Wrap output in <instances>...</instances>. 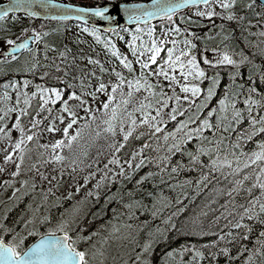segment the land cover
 <instances>
[{
	"label": "trees",
	"instance_id": "1",
	"mask_svg": "<svg viewBox=\"0 0 264 264\" xmlns=\"http://www.w3.org/2000/svg\"><path fill=\"white\" fill-rule=\"evenodd\" d=\"M73 1L101 5L123 0ZM243 1L246 0H238L240 11ZM257 7L259 9L252 8L249 13L252 16L243 9L246 14L241 11V15L235 18H227L220 13L208 17L193 16L190 10H183L175 18L172 15L171 22L167 16L148 25L140 24V30L136 25L97 30L99 37L85 31L81 23L72 24L76 27L71 29L62 27L60 32L52 28L51 32H57L54 36L49 30L45 31L46 28L37 30L43 45L35 50L33 56L43 61L36 63L37 67L31 71L18 70L23 68L19 64L5 65L0 71V128L8 129L9 125L16 123L17 115L20 116V126L34 117H41V121L32 128V138L22 147L23 156L16 160L7 179L0 182V235L11 238V231L6 232L5 228L25 233L24 244L27 246L36 240L39 233L47 232L49 227H56L66 220L69 236L78 248L87 250L90 264H264V255H261L264 252V235H261L264 213L257 212L255 217L241 215L253 197H258L261 192L259 184H254L258 179L254 173L259 171L264 160L245 165L239 172L232 170L237 163H244L246 153L258 147L257 140H264V131L257 132L250 139L243 138L251 126L248 116L259 121L260 115L264 114L261 95L264 93V34L260 32L264 18H258L263 16L264 7L259 3ZM251 18L257 19L253 21ZM148 27L153 29L151 35L144 31ZM176 27L181 31L176 32ZM164 29H173L170 32L180 41L175 47L180 50L185 47V37L192 41L190 51L205 69L204 77L193 75L185 80L179 69L169 68L168 71L176 73L180 83L199 84L201 91L198 95H193L190 90L184 91L180 83L167 79L165 75L153 74L157 65L164 67L160 59L167 55L168 47H173L171 40H164L165 45L160 48L157 59L147 69H142L136 62V57L146 59L150 53H142L139 47L134 53L128 41L135 39L139 46L143 39L150 47L151 40L157 39ZM107 45H115L132 61V68L122 64ZM211 46L227 51L240 63L224 61L209 64L202 53ZM141 71L152 89L132 84L129 94L130 79H140L141 84L145 83L140 77ZM117 73L122 75L118 77ZM216 76L218 79L213 85L212 95L205 99L212 83L208 78ZM24 77L30 81L28 85L23 84ZM13 79L21 87L5 88L4 82ZM121 80L124 82L119 83ZM114 82L118 87L112 90ZM98 83L105 84L104 90L96 88ZM38 84L61 90V99L53 103L51 110L47 109V102L43 108L40 107L42 101L38 92L29 97L27 106L22 95L20 103H16L17 91L35 92ZM225 85H228L227 89ZM250 87L253 89L251 92L248 91ZM94 90L95 95H92ZM5 91L9 93L6 100L2 98ZM71 91H76L77 96H69ZM226 92L229 96L239 93L236 104L229 105V109H243V119L229 122L221 118L218 124V101ZM109 94L113 100L105 108L103 101L108 100ZM88 95L94 99V105L85 104L84 98ZM249 95L261 101L259 105L251 104L250 111L243 104V99ZM65 101L73 112L72 117L76 116L78 125L69 135L72 139L51 154L46 149L50 144L45 145L40 140L42 128L36 130V127L48 125L61 114L68 115L60 108ZM113 103L118 107L112 121L113 130L109 131L108 118L112 116ZM4 108L10 110L4 112ZM21 108L25 109L23 113L16 111ZM143 112L149 114L148 120L140 124L138 121L145 119ZM133 116L137 122L125 139L120 126L123 124L127 130ZM205 118L212 127H203L191 140L183 138L189 134L188 129L200 127V121ZM181 121L184 127L177 129ZM232 124L236 126L232 127ZM174 129L175 137L172 135ZM165 132L169 133L166 138ZM177 138H182V143L169 149V145L176 144ZM121 140H124L123 145L119 143ZM146 141L147 145L142 148ZM198 144L212 145V148L192 162L189 152L194 154ZM217 151L221 157L225 152L229 158L234 154L240 155L241 160L233 159L232 165H218L214 171L208 161L216 156ZM57 153L62 159L53 158ZM141 156L146 158L145 161H140ZM113 158L123 164V172L115 171L106 180L107 171L112 172L119 164ZM132 158L140 162L139 166L137 161L133 168H127L125 163ZM173 165H178L176 170H173ZM13 172L16 175L13 176ZM203 173L207 175L197 184ZM85 177L88 181L95 178L96 182L91 186L86 182L78 185ZM237 179L243 183L236 184ZM12 183L15 194L6 198L8 184ZM234 185L237 190L229 193ZM250 185L253 186L251 191ZM259 203L257 199V207ZM26 220L29 221L27 225ZM220 233H224L223 239H219ZM145 240H150L151 245L142 252ZM213 240L216 244L210 243ZM193 246L204 255L196 256ZM223 248H228V252H223ZM249 250L252 251L250 258Z\"/></svg>",
	"mask_w": 264,
	"mask_h": 264
},
{
	"label": "snow or ice",
	"instance_id": "2",
	"mask_svg": "<svg viewBox=\"0 0 264 264\" xmlns=\"http://www.w3.org/2000/svg\"><path fill=\"white\" fill-rule=\"evenodd\" d=\"M216 2L220 5L223 9H228L232 5L236 3V0H216ZM19 3V0H14L11 4H5L4 10L0 11V19H4L6 16V13L9 11H13L17 4ZM182 3H203L206 7V10L201 11L200 14L203 16H212L214 13L212 11V8L209 4V0H180V2H174V3H168V2H161V0H151V3L149 5H145L143 3H121L119 5L120 8L123 9H136L138 11H132L130 14H128L127 18L129 20H136V28L137 30H140V24L139 21L141 19H148L154 15L159 16H165L167 15L169 18V21L171 22L172 14L173 12L181 7ZM249 5H251L252 0H248ZM67 7H73L72 5H68ZM148 8V11H144L145 8ZM264 7V5H262ZM31 8V4L28 5V9ZM26 9V10H28ZM84 11H91L94 12L97 16H102L106 12V8L104 7H96L91 9H84ZM33 15H40L38 12L31 13ZM223 14V13H221ZM227 15L229 17L235 18L234 14L232 12H228ZM259 15V13H257ZM106 19L111 20V16H107ZM251 23V21H250ZM28 29L22 30V32H27ZM85 31H91L94 36L99 37L100 33L97 31L95 25L89 29L85 27ZM144 31H147L149 35L152 34L153 29L151 27H148L147 29H144ZM169 31H173V29H169ZM176 32L181 31L178 27L175 28ZM31 33H33L32 36H28L26 39L20 40L19 43H16V41L11 37H6L5 43L6 45H13V47H7V50L3 53V56H0V60H3L4 57H8L9 59H14L15 57L10 56V53H13L16 51L17 48L22 49H29V41L35 40L39 41L41 38V34L37 32L35 28L31 29ZM180 43L179 40H172L173 47L167 48V55L160 59V64L164 65L163 68L160 67V65L156 66V71L153 73L154 75H165L167 79L172 80L174 82L180 83L177 74L171 71H168L169 68L172 69H179L180 73L183 75V78L187 80L190 76H195L196 78H203L205 75V69L202 68L196 57L192 54L190 51V48L192 47V41L188 39L187 37L184 38V44L185 47L183 50H180L176 48L175 46ZM128 44L131 46L132 51L135 53L139 47V50L143 52L150 53V56L146 59H141L140 57H136V62L141 65L142 69H147L149 64H151L153 61L157 59L158 53L160 52V48L165 45L164 40H157L152 39L151 40V46L143 41L141 39V43L139 46H137L135 39H130L128 41ZM111 49L113 53H115L116 56L120 58V62L124 64L127 68H132V61L128 60L124 55H122L115 47V45H107ZM29 51H33V49H29ZM61 55H64L63 52L60 53ZM218 55L221 57L220 61L217 60H211L209 61L207 57H204V60L208 62L209 64H216V63H222L224 61H227L231 64H239L240 61L234 60L230 54L227 51L219 52ZM92 58L89 57V60ZM37 67L36 63H32L31 65L27 66L24 70L25 71H31L32 69H35ZM115 71V69H113ZM45 75V74H42ZM122 73H117V76H121ZM140 77L144 79L145 83L141 84L140 79L135 80H129V94H131L132 90V84H135L137 87H146L148 90L152 89V85L150 82L147 81V78L144 76V72H140ZM212 83H210L209 88L207 90V96H205V99H207L209 96L212 95L213 91V85L215 84L216 80L218 79V76L216 77H209L208 78ZM264 79V77H262ZM124 81H119V83H123ZM30 81L24 77L23 78V84L28 85ZM5 88L11 87V88H19L21 85L18 84V82L13 79L11 82L5 81L4 82ZM83 87V84L81 85ZM118 84L112 83L111 88L112 90L117 89ZM96 88L100 90H104L105 84L104 83H98L96 85ZM180 88L184 91H191L193 95H198L201 91L199 84L197 83H180ZM225 88H228V85H225ZM249 92L253 91V89L250 87L248 89ZM37 92L40 93V100L42 103L40 104V107L43 108L45 106V103L47 101H51L55 103L57 100L61 99V90L57 87H44L42 85H36V91L35 92H16V103H20V97L21 95L24 97L23 103L25 106L29 104V97L37 95ZM52 93V95H44L45 93ZM92 95H95V90L91 93ZM71 97H76L77 92L71 91L68 93ZM262 98H264V93L261 94ZM9 96V93L5 91L3 93V99H7ZM235 97V98H233ZM179 99V98H178ZM183 99H187V97H183ZM237 99H239V93L234 92L231 96L227 94V92L220 97L218 103H219V113L220 115L217 116V123L219 124L221 122V118L225 121H232V120H240L243 119L242 112L243 109L232 107L229 109V105H235ZM113 100V96L109 94L108 100L103 101L104 107L107 108L109 106V101ZM126 100V98H125ZM202 102V101H201ZM261 103L260 100L253 99L251 95L247 96L243 99V104L248 107V110L250 111V105L251 104H257L259 105ZM86 106V105H84ZM118 104L113 103L111 104L112 108V116L108 118V130H113V124L112 121L114 120L116 116V110H117ZM60 108L67 111L68 116L72 117L73 112L69 109V106L67 104V101L65 103H62L60 105ZM10 108H4V112H8ZM17 112L23 113L25 109H17ZM145 117L144 120L138 121L140 124H144L148 120V113L143 112L142 113ZM209 115L212 114L211 111L208 113ZM60 120H64V116L59 117ZM20 116L17 115L16 117V123L12 125L13 128L20 127L19 125ZM248 120L251 121V126L247 128L246 134L244 135V139H250L252 136H254L257 132L264 131V114H261L259 117V121H257L254 117L251 115L248 116ZM136 118L133 116L128 122L127 130L124 129L123 124L120 126V131L122 132L125 139L129 137V135L133 131L134 124L136 123ZM259 124V127H256V125ZM32 125H30L31 127ZM232 127H235V124L231 125ZM2 127V125H0ZM150 127H155L154 125H150ZM177 129L184 127V122L181 121L179 124H177ZM203 127H212V125L208 122V119L205 118L200 121V127H197L195 129H188L187 132L189 134H186L183 138H186L188 140H191L193 136L199 135L201 129ZM48 128L55 132L56 129L53 127L52 124L48 125ZM64 131L67 132L68 128L67 126L64 128ZM79 131V130H78ZM21 137L18 138L15 141V147L20 149L19 155L23 156V148L21 146V141H27L32 138V133L28 132L27 135H24V129L20 127ZM176 130L174 129L172 132V135L175 137ZM169 135V133L165 132L164 136L165 138ZM67 139L70 141L72 139V136H68ZM62 143L61 139H57L54 141V143L51 145L53 149H55L57 146H59ZM121 145L124 144V140H121L119 142ZM182 143V138H177L175 145H169V149L173 147H178ZM235 144V141H233ZM147 145V141L145 142V145ZM256 147L252 152L246 153V159L244 160V163H237L233 167V172H239L241 168L245 167V165L252 164L254 161L257 160H264V140H257L256 141ZM212 145H208L207 147L197 145L195 149V153L189 152V155L191 156V161L196 162L200 154L202 152H205L208 149H211ZM132 155L135 156L136 152L133 151ZM13 156V153L11 151L7 152V154L4 156V160L7 161ZM54 159H62V157L57 153L53 156ZM114 162L119 163V161L115 158ZM145 157L141 156L140 161H145ZM165 160H167V157H164ZM235 159L236 161L241 160L240 155H233L231 158H229V155L227 152L223 154V157H221V154L219 151H217L216 156L212 157L208 161V165L213 168V170H217V166H223V165H232V160ZM128 164H131L132 161H127ZM139 161L137 162V166H139ZM202 163V161H201ZM19 166V161H17V170ZM178 165H173V170H176ZM191 167V164L188 165ZM121 172H123V169H121ZM255 176L258 178L256 181H254V184H259V187L261 189V192L258 194V197H253L252 201L249 202V206L247 208L243 209V214H251V216L255 217L257 215V212L264 213V163L260 164L259 171L254 173ZM12 175H16L15 172L12 173ZM207 175V173H203L200 176V179L197 181V184L200 183L204 179V177ZM245 177L248 176V173H244ZM144 177H141L143 179ZM88 177H85V182H87ZM101 180L104 179L103 176L100 178ZM243 182L239 179H237L236 184H242ZM252 185L249 186V191L252 189ZM79 188V186H77ZM237 189L235 185L233 188H230L228 191L229 193L235 192ZM257 199L260 200V203L258 207L256 206ZM227 203V202H226ZM155 215V213H153ZM31 219V218H29ZM41 219H44L42 217ZM167 219V218H166ZM215 219V218H214ZM29 221H25V224L27 225ZM67 221L62 220L56 227H49L47 232L39 233V238L36 239L32 244H29L25 246L24 244V236L25 233H17L14 230H9L7 228L4 229V231L8 232L11 231V238H5L3 235H0V264H90V261L88 259V252L85 249H80L77 247L75 240L69 236V231L67 230ZM52 233H55V235H51ZM202 234V233H201ZM231 235V234H229ZM261 235H264V229L261 230ZM82 239H86V237H81ZM224 238V233H220L219 239ZM211 244H216V241L213 240L210 242ZM151 245L150 240H145L143 247L141 248V251H145L148 249ZM193 252L196 256H203L204 253L197 249L195 246H193ZM181 252L184 251V249H180ZM223 252H228V248H223ZM257 252H260V249H256ZM169 255H171V252H169ZM211 255V253H209ZM261 255H264V252L261 253ZM252 256V251L249 250V258ZM139 259V257H138ZM147 264V262H146Z\"/></svg>",
	"mask_w": 264,
	"mask_h": 264
},
{
	"label": "rangeland",
	"instance_id": "3",
	"mask_svg": "<svg viewBox=\"0 0 264 264\" xmlns=\"http://www.w3.org/2000/svg\"><path fill=\"white\" fill-rule=\"evenodd\" d=\"M258 3L261 4V5H264L258 1H254L252 0V3L251 5H249L248 3V0L246 1H243V9H247V12L248 14L252 11V8H257L259 9L258 6ZM211 8H212V11H213V15L217 14V13H223V15L227 18H231L227 15V13L230 11L234 14V16H238V15H241V11L242 13L244 12L246 14V11L243 10L241 8V11L239 10L238 8V0H236V3L234 5H232L230 8L228 9H223L220 7V5L216 2V0L212 1L209 3ZM230 4H231V0H230ZM206 10V7L205 5H199V6H196L191 12L190 14L193 15V16H203L200 14L201 11H204ZM249 16H252V13L251 15L249 14ZM203 17H208V16H203ZM258 18H264V11H263V16H260ZM257 18H251L250 20H255ZM252 21V22H253ZM38 26H36L37 28ZM63 25H57V24H53L51 25L49 28H47V30H50L52 28H55L58 32H60V28H62ZM76 26L74 25H70L68 28L71 29V28H75ZM84 27H87L84 25ZM88 28V27H87ZM91 29V28H89ZM260 32H262L264 34V27L263 29L260 30ZM57 32H55V35H56ZM176 38V35L172 34L169 29H164V31L160 34L157 35V39L158 40H174ZM208 42V41H206ZM39 47V46H38ZM35 48L36 49H38ZM219 52H224L223 50H221L218 46H211V47H206L202 53V57L204 59V57H207L209 61L211 60H217V61H220L221 60V57L218 55ZM34 63L31 59V57L27 54V55H24L22 56L21 60L17 61L16 63H14L15 65L16 64H19V65H23V68L22 69H18V70H24L27 66H29L30 64ZM11 65V64H10ZM4 66V65H3ZM3 66L1 68H3ZM85 100V104L88 105H94L95 102H94V99L91 97V95H88L87 98H84ZM47 109L51 110L52 108V105H53V102H48L47 101ZM60 116H64V120H60L59 117ZM76 118V116H75ZM74 117L70 118L68 115L66 114H61L58 116V118L54 121H51L48 123L49 124H52L53 127L56 129L55 132L51 131L49 128H48V125L46 126H37L36 127V130H38L39 128H42L41 129V132H42V137L40 138L41 141H43V143H45V145L47 144H50L49 147H47L46 149L49 150L51 152V154L57 149V147L55 149H53L51 147V145L54 143L55 140L57 139H61L62 140V143L60 145H63L67 142V137L70 135V133H72L75 128L77 127L78 125V120L75 119ZM41 121V117H34L33 119H31L29 122H27L25 125H22L20 127H22L24 129V135H27L28 132H31L32 135L34 134V131L32 130L33 127L36 126V123L37 122H40ZM13 124L9 125L8 129H2L0 128V182L3 181V180H6L7 177H8V174L11 172V170L13 169V166L16 162V160L18 158H20V149L19 148H16L15 147V141L21 137V132H20V127H16V128H13L12 127ZM20 125V124H19ZM30 125H32L30 127ZM67 126L68 128V131L65 132L64 131V128ZM41 135V134H40ZM28 141V140H27ZM27 141H24L22 140L21 141V146L23 147V145L27 142ZM36 144H37V141L34 142V146H33V152L35 153L36 152ZM59 145V146H60ZM11 151L13 153V156L5 161L4 160V156L7 154V152ZM51 154H48L51 155ZM129 161V160H128ZM132 163L131 164H128L127 161L125 163V166L127 168H133V164L136 163L138 160L136 158H132L131 159ZM123 164L122 163H119L118 164V167L116 169H114L112 172L110 170L107 171V178H111L112 177V174L115 172V171H121V169H123ZM105 180V181H106ZM94 182H96V179L95 178H91L89 181L87 179V184L89 186H91ZM85 183V178L81 179L79 182H78V185H81ZM13 183L12 184H8V187H7V190L5 192V197L6 198H11L13 197V195L15 194L14 191H13Z\"/></svg>",
	"mask_w": 264,
	"mask_h": 264
},
{
	"label": "water",
	"instance_id": "4",
	"mask_svg": "<svg viewBox=\"0 0 264 264\" xmlns=\"http://www.w3.org/2000/svg\"><path fill=\"white\" fill-rule=\"evenodd\" d=\"M211 1L213 0H209V3ZM257 1L264 4V0H257ZM13 2L14 0L0 1V11L4 10L5 4H11ZM161 2L174 3V2H180V0H161ZM121 3H129V4L143 3L145 5H149L151 3V0H123L117 3L107 2L101 5L81 4V3L71 2L68 0H19V3L17 4L16 8L13 11L7 12L6 16L12 13H18V14H27L37 18L74 20V21L83 22L90 26L95 25L97 29L106 30V31L115 30L125 25L127 26L136 25L137 21L134 19L129 20L127 16L132 11H138V10L120 8L119 5ZM29 4H31L30 9H28ZM199 4H203V3H182L181 7L176 9L172 15L175 18L179 11L190 9L195 5H199ZM68 5H72L73 7H67ZM96 7L106 8V12L104 13V15L97 16L94 12L84 11V9H91ZM148 10L149 9L147 7L144 9V11H148ZM33 12H38L40 13V15L31 14ZM107 16H111L112 19L111 20L106 19ZM165 17H167V15L165 16L154 15L148 19H141L139 21V24L148 25L154 21H157ZM32 35L33 34H29L20 40L26 39L28 36H32ZM20 40H17L16 43H19ZM32 44H33V40H30L29 47ZM7 47H13V45H8ZM7 47L3 51V53L7 50ZM22 50H23L22 48H17L16 51L13 53H18ZM51 235H55V233H52Z\"/></svg>",
	"mask_w": 264,
	"mask_h": 264
},
{
	"label": "flooded vegetation",
	"instance_id": "5",
	"mask_svg": "<svg viewBox=\"0 0 264 264\" xmlns=\"http://www.w3.org/2000/svg\"><path fill=\"white\" fill-rule=\"evenodd\" d=\"M0 1H4V0H0ZM68 1H73V0H68ZM76 23L78 22L74 20L37 18L27 14L12 13L10 15H7L5 16L4 19H0V56H3V51L8 46L5 43L6 37H11L15 41H17L26 37L29 34H33L31 33L32 28H35L36 30L46 28L44 30L47 31V28H49L53 24L63 25V28H65ZM36 26L38 27L36 28ZM24 29H28V31L22 32V30ZM49 31L52 36L55 35V32H51V29ZM41 45L43 44L40 42V40L39 41L33 40V44L29 47V49H33V51H29V49H23L18 53L10 54V56L15 57L14 59H9L8 57H4L3 60H0V71L1 69L3 71L5 65L14 64L17 61L21 60L22 56L27 54L31 57L34 63H41L43 60H40L38 58H35V56H33L35 52V48H37L38 46H39L38 48H40ZM2 66L3 68H1Z\"/></svg>",
	"mask_w": 264,
	"mask_h": 264
},
{
	"label": "bare ground",
	"instance_id": "6",
	"mask_svg": "<svg viewBox=\"0 0 264 264\" xmlns=\"http://www.w3.org/2000/svg\"><path fill=\"white\" fill-rule=\"evenodd\" d=\"M257 1V0H256Z\"/></svg>",
	"mask_w": 264,
	"mask_h": 264
}]
</instances>
